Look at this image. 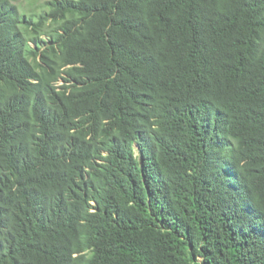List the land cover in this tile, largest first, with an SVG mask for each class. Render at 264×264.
Listing matches in <instances>:
<instances>
[{
    "label": "trees",
    "instance_id": "16d2710c",
    "mask_svg": "<svg viewBox=\"0 0 264 264\" xmlns=\"http://www.w3.org/2000/svg\"><path fill=\"white\" fill-rule=\"evenodd\" d=\"M17 1L0 264H264V0Z\"/></svg>",
    "mask_w": 264,
    "mask_h": 264
},
{
    "label": "rangeland",
    "instance_id": "374dc122",
    "mask_svg": "<svg viewBox=\"0 0 264 264\" xmlns=\"http://www.w3.org/2000/svg\"><path fill=\"white\" fill-rule=\"evenodd\" d=\"M51 0H18L16 4L22 13L27 15L36 14L41 11L44 4ZM45 39V37H43Z\"/></svg>",
    "mask_w": 264,
    "mask_h": 264
}]
</instances>
